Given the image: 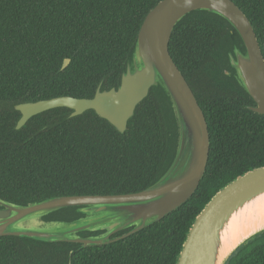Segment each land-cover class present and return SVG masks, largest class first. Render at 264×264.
Returning a JSON list of instances; mask_svg holds the SVG:
<instances>
[{
	"label": "trees",
	"instance_id": "16d2710c",
	"mask_svg": "<svg viewBox=\"0 0 264 264\" xmlns=\"http://www.w3.org/2000/svg\"><path fill=\"white\" fill-rule=\"evenodd\" d=\"M160 0H0V197L25 204L57 195L135 192L172 157L175 126L159 87L135 108L124 133L93 110L59 107L20 129L14 105L55 96L90 98L117 86L145 14ZM251 21L264 57V0H232ZM223 18L193 12L173 29L169 53L202 108L210 136L205 173L193 195L147 227L115 242L0 237V264H175L201 209L225 184L264 165V116L237 84L228 53L241 41ZM70 61L61 68L63 60ZM72 209L51 217L71 218ZM119 234V233H118ZM114 235L113 237L117 236ZM70 250L72 252L70 253ZM225 264H264V230Z\"/></svg>",
	"mask_w": 264,
	"mask_h": 264
},
{
	"label": "water",
	"instance_id": "95a60500",
	"mask_svg": "<svg viewBox=\"0 0 264 264\" xmlns=\"http://www.w3.org/2000/svg\"><path fill=\"white\" fill-rule=\"evenodd\" d=\"M193 12L215 14L237 33L241 44L228 53L233 71L225 69L224 73L233 75L254 102L247 108L264 116V57L243 10L232 0H160L142 20L117 86L101 89L99 84L90 98L61 95L21 102L14 109L20 112L17 129L34 115L66 107L70 117L93 110L122 134L136 106L152 87H159L166 119L173 121L176 132L165 169L153 183L135 192L57 195L25 204L0 197V237L77 243L79 247L110 244L160 220L193 195L206 170L210 136L204 112L168 48L174 27ZM69 61L65 58L61 68ZM262 194L264 165L221 187L193 220L175 264H225L240 245L264 230L220 257L222 236L232 216ZM67 209L74 211L73 217H51Z\"/></svg>",
	"mask_w": 264,
	"mask_h": 264
},
{
	"label": "bare ground",
	"instance_id": "6f19581e",
	"mask_svg": "<svg viewBox=\"0 0 264 264\" xmlns=\"http://www.w3.org/2000/svg\"><path fill=\"white\" fill-rule=\"evenodd\" d=\"M263 229L264 194L232 216L222 236L220 257L224 258L237 245Z\"/></svg>",
	"mask_w": 264,
	"mask_h": 264
},
{
	"label": "flooded vegetation",
	"instance_id": "af4514ba",
	"mask_svg": "<svg viewBox=\"0 0 264 264\" xmlns=\"http://www.w3.org/2000/svg\"><path fill=\"white\" fill-rule=\"evenodd\" d=\"M19 118H20V117H19ZM17 121H18V120H17ZM27 121H28V120H27ZM27 121H26V122H27ZM16 124H17V122H16ZM24 125H25V124H24ZM24 125H23V126H24ZM23 126H22V127H23ZM15 128H16V125H15ZM20 128H21V127H20ZM20 128H19V129H20ZM16 129H17V128H16Z\"/></svg>",
	"mask_w": 264,
	"mask_h": 264
}]
</instances>
